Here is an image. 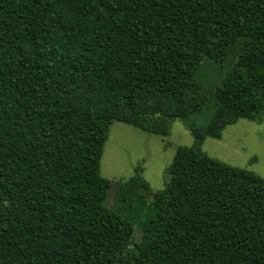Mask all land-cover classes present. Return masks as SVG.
I'll return each instance as SVG.
<instances>
[{
    "label": "trees",
    "instance_id": "trees-1",
    "mask_svg": "<svg viewBox=\"0 0 264 264\" xmlns=\"http://www.w3.org/2000/svg\"><path fill=\"white\" fill-rule=\"evenodd\" d=\"M263 116L264 0H0V264H264V179L200 150ZM175 120L164 189L107 206L111 124Z\"/></svg>",
    "mask_w": 264,
    "mask_h": 264
},
{
    "label": "rangeland",
    "instance_id": "rangeland-1",
    "mask_svg": "<svg viewBox=\"0 0 264 264\" xmlns=\"http://www.w3.org/2000/svg\"><path fill=\"white\" fill-rule=\"evenodd\" d=\"M229 64L220 65L208 60L203 65V73L212 79L222 74ZM212 109L213 103L209 101L201 114V122L210 118ZM193 142V136L178 120L169 122L166 136L145 133L120 122L112 123L100 159V175L111 180L106 205H116L119 181L131 178L136 166L141 167V177L152 192L163 190L166 170L177 148L190 147ZM200 150L213 159L264 179V116L255 121L240 119L226 126L219 139L205 138ZM134 238L139 239L137 231Z\"/></svg>",
    "mask_w": 264,
    "mask_h": 264
}]
</instances>
